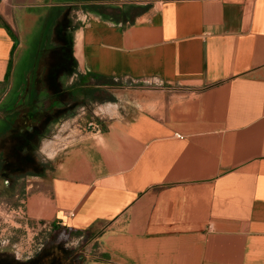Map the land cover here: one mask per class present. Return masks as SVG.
<instances>
[{"label":"crops","instance_id":"crops-1","mask_svg":"<svg viewBox=\"0 0 264 264\" xmlns=\"http://www.w3.org/2000/svg\"><path fill=\"white\" fill-rule=\"evenodd\" d=\"M118 2L140 11L0 0V114L19 134L37 85L42 137L81 76L142 87L50 157L20 201L28 225L88 235L83 264H264V0Z\"/></svg>","mask_w":264,"mask_h":264},{"label":"rangeland","instance_id":"rangeland-1","mask_svg":"<svg viewBox=\"0 0 264 264\" xmlns=\"http://www.w3.org/2000/svg\"><path fill=\"white\" fill-rule=\"evenodd\" d=\"M95 1L101 3L99 9L108 15H118L123 11L124 17L132 18L140 11L138 6L122 5L118 0ZM36 34L33 32L29 35L27 43L34 40ZM28 52L27 48L21 52L26 65L33 62V57L26 55ZM67 83L64 84L68 88L70 85ZM36 88L37 96L33 102L26 107L19 105L17 108L20 111L33 112L34 121L26 125L34 126L31 132L39 129L41 133L42 129L35 127L40 126L43 115H38L36 111H44L49 99L41 97L38 85ZM140 88H142L140 85L120 80H89L88 76H81L79 89L74 88L72 95L64 98L65 103L61 109L63 114L59 118L57 128H52L50 122L48 130L43 131L44 135L47 133V137L39 136L30 144L23 146L22 153L31 159V165L18 170H11L4 167V164L8 166L13 161L12 152L15 149L12 138L18 134L19 128L9 127L4 121L6 115L0 114V264H79L80 260L83 264L91 259L88 255L94 249V245L88 235L76 236L71 232L56 229V234L60 236L57 243H53L49 232L33 230L30 225L24 227V221L15 218L11 211L16 205L21 204L23 194L33 191L39 179L49 171V159L53 155L51 149L55 150L60 144L88 138L92 126L104 125L105 122L119 118V115L124 117L125 111L134 105L137 99L136 91ZM19 103L22 104L23 101ZM56 119L52 122L54 123ZM14 245L19 251L13 247ZM70 254L73 258L78 255L79 261L75 262L69 258Z\"/></svg>","mask_w":264,"mask_h":264},{"label":"trees","instance_id":"trees-1","mask_svg":"<svg viewBox=\"0 0 264 264\" xmlns=\"http://www.w3.org/2000/svg\"><path fill=\"white\" fill-rule=\"evenodd\" d=\"M96 79L99 80L98 77ZM39 135H40V130L35 129L32 132H26V133L23 132L21 134L18 133L16 136H13L12 139H13V143H14L13 146L15 150L13 151L11 149V151H13L12 154L14 158H13V161L8 166H6L7 164L5 163L4 167L11 168V170H15V169L18 170L19 168H24V167H27L28 165H31V159L27 157V155L26 156L23 155L22 149H23V146L25 147L26 145L34 141V139L38 138ZM73 234H75L76 236H81L80 232H75ZM69 258H71L75 262L79 261L78 255H76L73 258V255L70 254ZM81 262L82 260H80L79 264H82Z\"/></svg>","mask_w":264,"mask_h":264},{"label":"built area","instance_id":"built-area-1","mask_svg":"<svg viewBox=\"0 0 264 264\" xmlns=\"http://www.w3.org/2000/svg\"><path fill=\"white\" fill-rule=\"evenodd\" d=\"M153 87H159V86H161L159 83H153V84H151ZM90 125V124H89ZM102 127H103V125H101L100 124V126H97V125H95V126H92V129H91V131L89 132V138H91L92 136H94V135H100L101 133H102ZM75 141L76 140H74V141H71L70 143L69 142H67L68 144H60V146H58L55 150L54 149H51L52 151H53V155L57 152V151H59V150H61V149H63V148H65V147H67L69 144H72V143H75ZM78 141V140H77ZM76 141V142H77ZM52 155V156H53ZM11 213H12V215H14L15 216V218H17V219H20V220H23L24 221V227H29L28 226V217H27V215H26V212H25V210H24V208H23V203H21L18 207H16V208H13L12 209V211H11ZM31 229H33V230H44V231H46L47 229H48V226L46 225V224H40V225H38V226H36V227H32ZM48 231H49V229H48ZM15 249H17L18 251H19V249L18 248H16L17 246H13Z\"/></svg>","mask_w":264,"mask_h":264},{"label":"bare ground","instance_id":"bare-ground-1","mask_svg":"<svg viewBox=\"0 0 264 264\" xmlns=\"http://www.w3.org/2000/svg\"><path fill=\"white\" fill-rule=\"evenodd\" d=\"M50 154V153H49ZM52 155V154H51Z\"/></svg>","mask_w":264,"mask_h":264}]
</instances>
